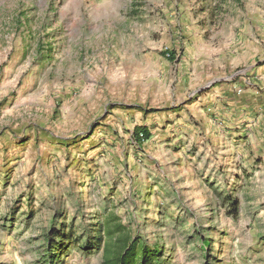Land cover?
Here are the masks:
<instances>
[{
    "label": "rangeland",
    "instance_id": "rangeland-1",
    "mask_svg": "<svg viewBox=\"0 0 264 264\" xmlns=\"http://www.w3.org/2000/svg\"><path fill=\"white\" fill-rule=\"evenodd\" d=\"M112 215L158 264H264V0H0V264H104Z\"/></svg>",
    "mask_w": 264,
    "mask_h": 264
},
{
    "label": "trees",
    "instance_id": "trees-1",
    "mask_svg": "<svg viewBox=\"0 0 264 264\" xmlns=\"http://www.w3.org/2000/svg\"><path fill=\"white\" fill-rule=\"evenodd\" d=\"M205 2L208 7L212 5V0H205ZM150 136L151 133L146 126L136 127L134 131V138L139 145L148 140ZM231 204L237 210L238 203L235 199ZM97 224L95 239H87L86 243L88 248L94 245L100 247L104 244V264H158L160 262V250L157 247L151 248L146 244H140L139 239L133 238L115 215L106 219L105 222L100 219ZM72 235L73 233H65L64 229L53 227L40 237L41 246L46 248L48 257H57L60 260L66 253L68 244L72 242L68 243V241L73 240ZM204 241V247L207 249L210 241L207 239Z\"/></svg>",
    "mask_w": 264,
    "mask_h": 264
},
{
    "label": "crops",
    "instance_id": "crops-1",
    "mask_svg": "<svg viewBox=\"0 0 264 264\" xmlns=\"http://www.w3.org/2000/svg\"><path fill=\"white\" fill-rule=\"evenodd\" d=\"M231 94L230 91L228 90V88L226 87H217V88H214L208 92H206L204 95H203V98H205V100H209L208 102L210 103H217L218 104V107H220V104L221 102L225 103V104H229V106H231V103L234 104L233 101H228V100H231L232 99V96L229 95ZM201 96L198 98V100H201ZM198 102V101H197ZM200 104V103H199ZM228 106V108H229ZM222 108L224 109H228L227 106L225 105H222ZM226 115V113H224ZM223 114V115H224Z\"/></svg>",
    "mask_w": 264,
    "mask_h": 264
},
{
    "label": "built area",
    "instance_id": "built-area-1",
    "mask_svg": "<svg viewBox=\"0 0 264 264\" xmlns=\"http://www.w3.org/2000/svg\"><path fill=\"white\" fill-rule=\"evenodd\" d=\"M238 91L241 92V89H239Z\"/></svg>",
    "mask_w": 264,
    "mask_h": 264
}]
</instances>
